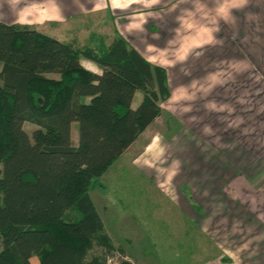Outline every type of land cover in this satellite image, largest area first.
Masks as SVG:
<instances>
[{
    "label": "crops",
    "instance_id": "crops-1",
    "mask_svg": "<svg viewBox=\"0 0 264 264\" xmlns=\"http://www.w3.org/2000/svg\"><path fill=\"white\" fill-rule=\"evenodd\" d=\"M0 21L57 39L63 26L122 36L166 69L169 97L140 135L158 119L164 128L136 159L158 188L141 197L137 217L122 218L121 238L104 225L129 260L264 264V94L255 71L264 0H0ZM218 34L233 35L211 47ZM242 34L248 50L236 46Z\"/></svg>",
    "mask_w": 264,
    "mask_h": 264
},
{
    "label": "trees",
    "instance_id": "trees-1",
    "mask_svg": "<svg viewBox=\"0 0 264 264\" xmlns=\"http://www.w3.org/2000/svg\"><path fill=\"white\" fill-rule=\"evenodd\" d=\"M0 64V264H135L90 191L161 114L166 69L122 36L79 46L2 21Z\"/></svg>",
    "mask_w": 264,
    "mask_h": 264
},
{
    "label": "rangeland",
    "instance_id": "rangeland-1",
    "mask_svg": "<svg viewBox=\"0 0 264 264\" xmlns=\"http://www.w3.org/2000/svg\"><path fill=\"white\" fill-rule=\"evenodd\" d=\"M72 28L73 24H71ZM57 37L62 41H74L79 46H91L98 47L100 42L102 44H107L110 41L111 34H89V29L87 27H82L80 31L69 32L65 30V26L60 29L55 28ZM76 33V34H75ZM233 34H218L215 38H210V46H223V42L228 40V37H232ZM258 37V38H257ZM257 46H258V58L256 73L258 78V93L264 94V34H256ZM254 40V39H252ZM216 41V42H214ZM249 34H242L241 38L237 40L236 46L238 49L248 50ZM235 43V42H233ZM233 46V44H232ZM227 50V49H226ZM243 60L248 64L251 60L248 55L242 52ZM216 58L220 62L223 60L224 56H211ZM218 61V62H219ZM82 64L95 72H100L99 68L92 62L82 59ZM210 62H213L210 60ZM244 62V61H243ZM1 65V64H0ZM252 65V63H251ZM52 76V75H51ZM214 78V77H213ZM215 78H219L215 77ZM222 78V77H220ZM137 95L134 99V106L138 103L140 99L141 91H136ZM133 106V107H134ZM165 119H158L156 123L150 126L135 142V144L129 149L124 156L118 158L111 167L105 172L96 185L91 189V194L96 202L98 212L101 214L104 225L110 230V235L114 238H121L120 232L117 230V226L120 225L122 218L129 219L130 222L133 219V215L137 217L136 211H141L140 200L143 195L147 196L154 192L158 187L152 181L149 174H145L140 171L137 167V156L140 153L141 147L149 136L154 132V130L163 126V121ZM264 120V118H263ZM24 129L30 134L32 129L36 125L29 122H24ZM77 129L78 125L76 122L71 124V142L75 144L77 141ZM133 214V215H132ZM153 238V237H152ZM32 264H38L37 258H32Z\"/></svg>",
    "mask_w": 264,
    "mask_h": 264
}]
</instances>
